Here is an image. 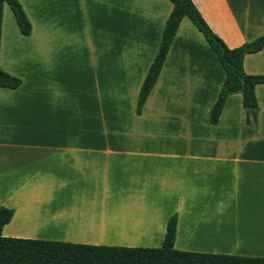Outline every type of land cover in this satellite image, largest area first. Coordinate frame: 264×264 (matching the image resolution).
I'll use <instances>...</instances> for the list:
<instances>
[{"label": "crops", "instance_id": "1", "mask_svg": "<svg viewBox=\"0 0 264 264\" xmlns=\"http://www.w3.org/2000/svg\"><path fill=\"white\" fill-rule=\"evenodd\" d=\"M32 1L39 5V25L51 17L59 21L65 0ZM191 2L228 48L264 32V0ZM77 4L84 22L88 12L95 14L96 4L104 6L103 24L119 28L115 22L133 21L130 36L124 23L122 30H113L114 40L112 28L106 43L103 34L100 64H94L92 54L88 72L76 68L77 55L76 64L69 61L72 56L66 64L38 59L15 67L7 55L1 62L0 25V68L19 80L13 88L0 87V206L12 209L1 235L157 247L167 218L175 214V249L264 257V83L254 85V125L245 122L239 93L226 97L210 123L209 109L224 73L184 16L136 114L137 92L170 1ZM22 10L29 34L15 25L30 40L34 30ZM77 35L71 34L75 53ZM38 44L41 53L43 40ZM120 44L136 54L135 64L129 70L124 66L131 100L122 87H112L117 67L112 54H118ZM242 70L264 75V45L243 56ZM5 227L33 231L7 232Z\"/></svg>", "mask_w": 264, "mask_h": 264}, {"label": "trees", "instance_id": "2", "mask_svg": "<svg viewBox=\"0 0 264 264\" xmlns=\"http://www.w3.org/2000/svg\"><path fill=\"white\" fill-rule=\"evenodd\" d=\"M171 10L161 31L157 50L139 86L135 113L138 114L146 96L152 88L160 67L182 17L202 34L218 60L224 77L215 100L209 109V122L215 123L226 97L240 94L245 122L256 121L254 85L264 83L263 74H246L242 70V59L246 53L258 51L264 45V32L254 39L236 47L228 48L209 28L191 0H169ZM11 11L19 32L28 35L30 24L17 0H0V25L2 6ZM19 80L0 68V87L13 88ZM12 209L0 206V231L8 222ZM176 224L175 214L165 223L161 243L157 247H130L72 243L48 239L2 236L0 233V264H264V257L178 250L173 247Z\"/></svg>", "mask_w": 264, "mask_h": 264}, {"label": "rangeland", "instance_id": "3", "mask_svg": "<svg viewBox=\"0 0 264 264\" xmlns=\"http://www.w3.org/2000/svg\"><path fill=\"white\" fill-rule=\"evenodd\" d=\"M77 1L78 0L63 1V7L60 8L58 14V22L55 21L54 17H51L46 23H41L39 25V5L37 4V1L18 0L20 4L22 3L27 15L31 19L34 37L30 40L19 35L13 15L8 6L4 3L1 18V35L3 36L2 38L4 41V47H1V62L4 56L7 55L9 56L8 64H16V66L14 65L15 67H18L17 64H35V61L38 59L43 60V62H45L44 64H66V59L72 56L71 59L69 58V61H71L72 64H76L75 56L77 55V64L79 65L76 68H79L81 72L83 70H87L88 72V70L90 71V66L88 67L87 64H92V54H94V64H100L97 56L102 47L103 34L106 43L108 40V30L113 27V22L104 21L103 24L104 6L101 4L95 5V14L88 12L87 22H84L81 19L82 9L77 4ZM128 8L129 3H127L124 9L127 10ZM132 22L133 21L129 20L125 22H115L114 25L116 24L119 28H112L111 31L109 30V32L112 33V38L114 33L113 30H122L123 23L128 30L127 35L130 36L131 33H129V26L130 28L132 27ZM75 32L78 33L76 36L78 38L77 53H75L76 43L74 45V39L71 36V34L74 35ZM6 35H8V39L6 38ZM115 39H117V42L118 39L122 40V38L118 37H115ZM41 40L44 42V49L43 52L39 53L38 45L40 44H38V42ZM114 45H116V43ZM93 48L94 53L91 52ZM122 49L123 52L121 51ZM135 60L136 54L133 53L127 45L122 46L120 44L118 54L114 56L112 54L111 64H115L117 66L113 68L116 73V79H113L112 87H122L121 92L123 90L125 93H128V100H131L132 98V96L130 97V90L132 89V86L129 82L130 78L126 79L124 66L125 64H128L126 70H129L128 67H132L133 65L130 64H135ZM33 68L35 67L33 66ZM4 231L26 234L29 232L31 233L33 230L28 228L5 227ZM148 247L156 246L148 245Z\"/></svg>", "mask_w": 264, "mask_h": 264}, {"label": "bare ground", "instance_id": "4", "mask_svg": "<svg viewBox=\"0 0 264 264\" xmlns=\"http://www.w3.org/2000/svg\"><path fill=\"white\" fill-rule=\"evenodd\" d=\"M193 234V233H192Z\"/></svg>", "mask_w": 264, "mask_h": 264}]
</instances>
